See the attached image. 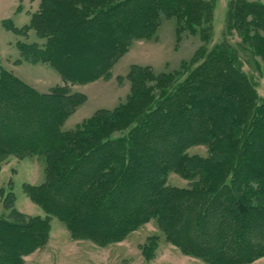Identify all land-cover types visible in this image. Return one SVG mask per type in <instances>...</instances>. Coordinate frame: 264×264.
<instances>
[{
	"label": "trees",
	"instance_id": "1",
	"mask_svg": "<svg viewBox=\"0 0 264 264\" xmlns=\"http://www.w3.org/2000/svg\"><path fill=\"white\" fill-rule=\"evenodd\" d=\"M198 5L41 0L39 13L18 30L34 28L46 42L19 45L23 58L48 61L66 79L85 83L110 76L131 42L154 36L163 16H176L181 25ZM252 5L262 14L240 6L242 17L252 16L245 25L264 28V3ZM89 54L96 56L87 60ZM237 59L234 51H215L163 98L152 92L172 85L178 73L156 76L135 65L126 102L99 109L69 130L62 127L84 94L61 86L40 92L0 66V164L11 153L42 155L47 164L42 183L24 184L46 215L26 214L5 200L10 212L0 216V264H25V255L43 248L52 216L74 238L101 246L154 220L168 242L207 263L263 257L264 97L258 98ZM198 144L208 145L207 156L187 152ZM171 171L190 184H169Z\"/></svg>",
	"mask_w": 264,
	"mask_h": 264
},
{
	"label": "rangeland",
	"instance_id": "2",
	"mask_svg": "<svg viewBox=\"0 0 264 264\" xmlns=\"http://www.w3.org/2000/svg\"><path fill=\"white\" fill-rule=\"evenodd\" d=\"M198 1L199 5L184 17L181 25L176 16H163L154 36L135 38L129 50L114 63L110 76L81 83L66 79L48 61L34 62L23 58L20 42L42 46L46 42L34 28L18 30L28 27L33 15L39 13L41 0H0V66L11 70L40 92L61 86L69 92L84 94L85 100L68 117L62 127L64 130L75 128L99 109H113L126 102L132 91L129 73L133 66H148L156 76L178 73L172 85L155 88L152 92L163 98L173 93L193 70L219 50L236 52L235 64L255 87L258 98H263L264 42L260 37H264V28L246 26L244 21H250L255 11L262 14L260 5L254 7L252 4H263L264 0ZM240 6L251 14L247 19L242 17L244 10ZM95 56L89 54L86 59ZM148 82L149 87L156 84V81ZM156 106L157 102L152 108ZM144 113L146 115L148 110L145 109ZM1 139L6 140L5 136ZM187 152L207 156L209 147L206 144L192 145ZM46 165L45 156L21 158L16 153L9 154L1 162L0 216L10 212L5 200L26 214L46 215L24 189V184H40L45 180ZM168 183L187 187L190 180L171 171ZM153 235L155 237L150 238ZM24 261L25 264H210L183 253L168 242L154 220L131 232L122 241L101 246L89 239L74 238L57 216H52L48 243L25 255ZM247 264H264V256Z\"/></svg>",
	"mask_w": 264,
	"mask_h": 264
}]
</instances>
